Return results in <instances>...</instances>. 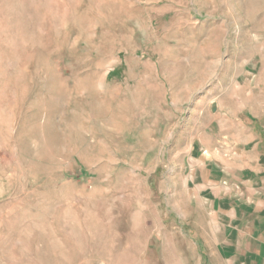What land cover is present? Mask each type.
<instances>
[{
	"label": "rangeland",
	"instance_id": "1",
	"mask_svg": "<svg viewBox=\"0 0 264 264\" xmlns=\"http://www.w3.org/2000/svg\"><path fill=\"white\" fill-rule=\"evenodd\" d=\"M243 105L264 0H0V264H221L188 174Z\"/></svg>",
	"mask_w": 264,
	"mask_h": 264
},
{
	"label": "crops",
	"instance_id": "2",
	"mask_svg": "<svg viewBox=\"0 0 264 264\" xmlns=\"http://www.w3.org/2000/svg\"><path fill=\"white\" fill-rule=\"evenodd\" d=\"M214 122L226 148L205 149L191 166L188 202L210 218L202 239L221 264H264V112L243 105Z\"/></svg>",
	"mask_w": 264,
	"mask_h": 264
}]
</instances>
